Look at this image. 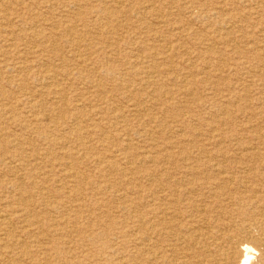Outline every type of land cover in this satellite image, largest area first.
<instances>
[{"label":"rangeland","instance_id":"374dc122","mask_svg":"<svg viewBox=\"0 0 264 264\" xmlns=\"http://www.w3.org/2000/svg\"><path fill=\"white\" fill-rule=\"evenodd\" d=\"M0 7V264H153L152 173L264 152V0Z\"/></svg>","mask_w":264,"mask_h":264},{"label":"bare ground","instance_id":"6f19581e","mask_svg":"<svg viewBox=\"0 0 264 264\" xmlns=\"http://www.w3.org/2000/svg\"><path fill=\"white\" fill-rule=\"evenodd\" d=\"M190 90L192 91V88ZM153 95L155 104L163 101L162 93L155 91ZM216 140L218 141V139ZM256 152L243 157L248 159L246 167L238 172L244 173V176L230 174L232 171L229 169L241 167L240 164H244V161L235 162L233 160L228 163L227 161L233 158L228 154L221 155V159L215 157L204 159L208 156L203 158L184 155L186 164L184 168L189 172L190 177L182 176L176 171H165L159 174V170H157L154 174L152 173L153 203L150 245L154 259L153 264H195L197 259H200L197 258L198 253L192 254V250L195 248L203 249L206 252L204 257L199 262L197 261L199 264H264V188L257 190L251 181L257 177L259 181L264 182V152L258 150ZM188 161H192V163ZM207 169L219 172L215 175L207 173L205 175ZM242 183L247 190L244 193L234 192L233 187ZM4 184V181H0V185ZM206 191H208V195L204 193ZM171 197H173L172 202ZM234 202L243 208H240L239 212L232 217L226 207ZM247 206L251 207L246 209ZM223 213L226 215L225 217ZM230 217L232 223L227 221ZM229 224L230 226H228ZM192 226L193 228L190 229ZM213 229L219 230L218 237L213 236V240L208 242V238H211L209 234ZM81 238L83 239L82 236ZM226 240H229L228 248H225ZM179 241L186 245L185 249L180 251L181 253H178L177 248ZM221 241L223 243H220ZM208 243L214 247V251H210Z\"/></svg>","mask_w":264,"mask_h":264}]
</instances>
